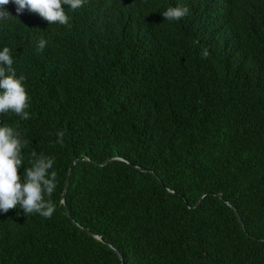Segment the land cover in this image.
Here are the masks:
<instances>
[{
	"label": "trees",
	"instance_id": "trees-1",
	"mask_svg": "<svg viewBox=\"0 0 264 264\" xmlns=\"http://www.w3.org/2000/svg\"><path fill=\"white\" fill-rule=\"evenodd\" d=\"M5 9L30 118L0 126L28 142L21 179L35 152L57 187L50 219L0 211V264H122L108 245L125 264H264V0H85L68 25Z\"/></svg>",
	"mask_w": 264,
	"mask_h": 264
},
{
	"label": "clouds",
	"instance_id": "clouds-1",
	"mask_svg": "<svg viewBox=\"0 0 264 264\" xmlns=\"http://www.w3.org/2000/svg\"><path fill=\"white\" fill-rule=\"evenodd\" d=\"M9 3L16 5L17 16L25 10L38 14L49 24L68 25L70 17L66 14L65 6L77 10L85 0H0V20L12 16L5 6ZM187 7H168L161 14L168 21H179L188 15ZM46 40L40 39L37 51H43ZM202 57L208 56L204 49ZM14 60L9 47L0 51V114L14 113L21 119H29V96L23 81L24 75L17 76L13 67ZM57 143H63L64 132L58 131ZM27 140L21 139V133L11 126H0V211L7 213L11 209L23 210L25 215L39 214L50 219L56 205L51 197L57 187V173L53 169L54 159L43 154L32 153L31 166L24 169V179L19 175L23 158L22 148ZM47 197V199H46Z\"/></svg>",
	"mask_w": 264,
	"mask_h": 264
},
{
	"label": "water",
	"instance_id": "water-1",
	"mask_svg": "<svg viewBox=\"0 0 264 264\" xmlns=\"http://www.w3.org/2000/svg\"><path fill=\"white\" fill-rule=\"evenodd\" d=\"M81 160L92 161V160L89 159L88 157L81 158ZM110 160H121V161H126L125 159H123V158H121V157H119V156H109V157L107 158V160L103 161L100 165H101V166L106 165L107 162L110 161ZM78 161H79V159L75 160V161L73 162V164L70 166V169H69V171H68V178H67V181H66V187H65V190H64V193H63V198H62V200H63L64 203H65V196H66V194H67V192H68V188H69V184H70V177H71V174H72V170H73L74 165H75ZM98 165H99V164H98ZM160 183L163 184L161 180H160ZM204 198H205V196L202 197L199 201H197V203L195 204V207H198V206L203 202ZM228 204H229V206L235 211V213H236L237 216H238L239 222H240L241 225L244 227V224H243L242 218L240 217V215H239L238 211L236 210L235 206H234L232 203H230V202H228ZM74 223H75L76 225H78L76 222H74ZM80 228H81L83 231H85L86 233H88V234L94 236V237L97 238L98 240L103 241L105 244H107V243L102 239L101 236H98V235H96V234H93V233H91L89 230H86V229L83 228V227H80ZM108 246H109L110 249H111V250H112V251H113V252H114V253H115V254H116L121 260H122V264H125V263L123 262V256L120 254V252H119L117 249H114L113 247H111L110 245H108Z\"/></svg>",
	"mask_w": 264,
	"mask_h": 264
}]
</instances>
